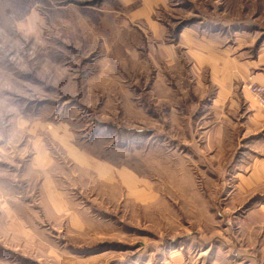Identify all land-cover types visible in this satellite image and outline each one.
Returning <instances> with one entry per match:
<instances>
[{"label":"rangeland","instance_id":"1","mask_svg":"<svg viewBox=\"0 0 264 264\" xmlns=\"http://www.w3.org/2000/svg\"><path fill=\"white\" fill-rule=\"evenodd\" d=\"M151 1L168 41L187 25L264 43V0ZM144 2L0 0V264H160L181 246L206 264L222 247L237 198L200 131L210 89L186 58L164 72L132 12ZM254 204L229 222L243 244L236 217Z\"/></svg>","mask_w":264,"mask_h":264},{"label":"crops","instance_id":"2","mask_svg":"<svg viewBox=\"0 0 264 264\" xmlns=\"http://www.w3.org/2000/svg\"><path fill=\"white\" fill-rule=\"evenodd\" d=\"M144 1L147 3L144 2L132 12L143 19L150 44L152 42L150 46L158 50L161 68L165 73L180 72L186 58L187 66H190L196 79L201 81H197L198 87L210 89L206 95L208 107L199 114L203 122L200 131L209 149L215 150L217 155L228 156L223 159L225 175L227 170H233L234 173L230 179L219 180L224 189L229 190L224 194V201L233 203L237 198V203L233 204L232 209L223 207L221 213L228 219V225L223 226V244L222 247L216 245L218 254L206 264H243V255L257 248L262 250L257 264H264V108L260 107L250 90L251 85L264 86V43L250 52L241 40L227 43L220 41L219 37L204 36L197 27L187 25L175 31L177 35L174 41H168L166 27L150 18L155 5L151 0ZM204 76L207 77L205 84L202 82ZM199 90L204 91L202 88ZM190 134L196 137L195 132ZM58 138L63 144L64 137ZM236 155L237 166L233 165L230 169ZM44 156L38 154L36 160L41 161ZM33 158L29 165L34 169ZM100 161L111 164L106 160ZM251 202L255 204L248 209L246 207L241 218L236 217L240 237L241 232L245 231L243 244V240L233 238L229 222L231 216H237L239 208H242L236 204ZM233 244L235 248L231 247ZM209 249L208 244L202 252L207 250L210 253ZM234 249L236 254L233 256L231 251ZM170 252L169 258H160V264H203L202 260L186 258L182 246ZM244 264H248V261Z\"/></svg>","mask_w":264,"mask_h":264},{"label":"built area","instance_id":"3","mask_svg":"<svg viewBox=\"0 0 264 264\" xmlns=\"http://www.w3.org/2000/svg\"><path fill=\"white\" fill-rule=\"evenodd\" d=\"M250 90L252 92L253 97L260 105V107L264 108V86L251 85Z\"/></svg>","mask_w":264,"mask_h":264},{"label":"trees","instance_id":"4","mask_svg":"<svg viewBox=\"0 0 264 264\" xmlns=\"http://www.w3.org/2000/svg\"><path fill=\"white\" fill-rule=\"evenodd\" d=\"M182 26H179L175 31L177 32ZM132 136V135H131Z\"/></svg>","mask_w":264,"mask_h":264}]
</instances>
